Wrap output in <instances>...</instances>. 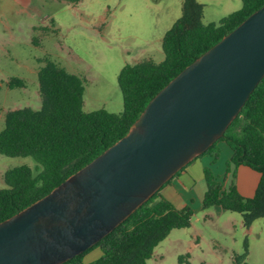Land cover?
<instances>
[{
	"label": "trees",
	"instance_id": "obj_1",
	"mask_svg": "<svg viewBox=\"0 0 264 264\" xmlns=\"http://www.w3.org/2000/svg\"><path fill=\"white\" fill-rule=\"evenodd\" d=\"M263 3L264 0H241L238 9L218 22L204 23L203 3L182 0L181 15L162 36L163 58L147 56L126 62L119 69L117 84L122 109L118 112L103 107L83 110L84 78L49 55L40 57L39 108L7 109L0 128V153L31 155L37 162L36 170L23 163L3 172L6 186L0 188V220L49 191L126 133L148 100L172 76ZM6 84L14 87L25 82L21 77L10 76ZM221 140L228 143L232 153L222 179L210 167H204L206 189L202 205L236 210L246 225L258 216L264 222V75L224 133L201 154L212 153L217 158V143ZM239 164L259 172L257 186L250 196L243 195L234 182ZM163 185L92 246L59 264H146L154 247L171 229L189 225L193 214L190 205L177 207L163 196ZM95 246L101 254L84 263V254ZM182 258L183 255L178 257Z\"/></svg>",
	"mask_w": 264,
	"mask_h": 264
},
{
	"label": "water",
	"instance_id": "obj_2",
	"mask_svg": "<svg viewBox=\"0 0 264 264\" xmlns=\"http://www.w3.org/2000/svg\"><path fill=\"white\" fill-rule=\"evenodd\" d=\"M264 75V3L172 76L126 133L0 220V264L92 246L219 138Z\"/></svg>",
	"mask_w": 264,
	"mask_h": 264
},
{
	"label": "rangeland",
	"instance_id": "obj_3",
	"mask_svg": "<svg viewBox=\"0 0 264 264\" xmlns=\"http://www.w3.org/2000/svg\"><path fill=\"white\" fill-rule=\"evenodd\" d=\"M198 1L204 23L218 22L241 6V0ZM29 10L0 8V128L7 109L39 108L37 69L44 55L84 78L83 110L120 111L119 69L143 57L163 58L162 36L181 15L182 0H43ZM10 76L25 84L9 87ZM223 152L214 163L220 173L225 169ZM23 163L36 170L31 155L0 153V188L6 186L3 172ZM192 210L189 225L171 229L146 264H264L262 217L246 225L240 212L204 207L202 201L193 203Z\"/></svg>",
	"mask_w": 264,
	"mask_h": 264
},
{
	"label": "crops",
	"instance_id": "obj_4",
	"mask_svg": "<svg viewBox=\"0 0 264 264\" xmlns=\"http://www.w3.org/2000/svg\"><path fill=\"white\" fill-rule=\"evenodd\" d=\"M43 0H0V8H8L15 11H27L29 12L34 2L41 3ZM220 142L228 143L225 140H221L217 143L218 156L213 158L212 153H204L193 158L189 161L177 174L171 177V179L163 185L160 192L168 200H170L175 206L182 207L184 205H190L192 208L193 203L200 205L204 191L206 189V182L204 177V167L208 166L212 172L220 179L223 178L226 169V163L229 160L232 150L230 146L223 147ZM221 149L223 152V160L225 163L224 172H218L220 168L218 164H214L219 158ZM217 171V172H216ZM228 180V179H227ZM259 180V172L248 165L239 164L235 168L234 182L243 195L250 196L253 194ZM101 254V249L98 246L91 248L83 256V262L87 263L90 260L98 257Z\"/></svg>",
	"mask_w": 264,
	"mask_h": 264
}]
</instances>
